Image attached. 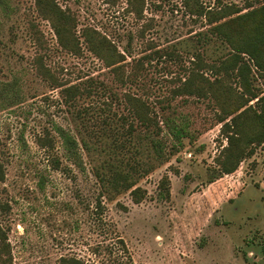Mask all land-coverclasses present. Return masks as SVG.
I'll return each instance as SVG.
<instances>
[{
  "label": "rangeland",
  "instance_id": "1",
  "mask_svg": "<svg viewBox=\"0 0 264 264\" xmlns=\"http://www.w3.org/2000/svg\"><path fill=\"white\" fill-rule=\"evenodd\" d=\"M260 1L202 0L208 10ZM35 2L0 0V224L12 264H264V149L222 175L228 143L217 108L172 96L195 55L209 63L218 54L206 19L190 16L183 0H146L142 19L127 0H56L76 18L81 42L89 26L116 44L126 58L116 72L83 43L79 53L64 49ZM72 86L81 94L69 102L62 91ZM127 94L151 107L154 126L132 117ZM172 120L189 125L182 143L169 133ZM57 128L76 138L83 168ZM128 163L141 203L131 192L103 194L96 176Z\"/></svg>",
  "mask_w": 264,
  "mask_h": 264
},
{
  "label": "trees",
  "instance_id": "2",
  "mask_svg": "<svg viewBox=\"0 0 264 264\" xmlns=\"http://www.w3.org/2000/svg\"><path fill=\"white\" fill-rule=\"evenodd\" d=\"M35 3L40 15L51 22L64 49L79 53L83 43L108 68L116 72L121 70L126 61L125 55L107 35L86 26L81 31V42L76 32V18L62 9L56 0H36ZM182 3L190 16L206 19L209 50L215 47L218 54L209 53V63L204 61L201 54L195 55V66L186 72L185 80H179L172 96L209 99L217 108V122L222 125L221 134L228 143L218 162L222 167L221 174L230 175L238 170L241 162L255 154V146L264 149V0L260 1L258 7L249 5L243 9L230 6L208 10L202 0H183ZM127 5L130 13L138 19L143 18L146 0H127ZM205 70L209 72V77ZM43 73L48 75L47 70ZM63 86L60 83L58 85L59 88ZM62 92L69 102L75 101L81 94L78 86L67 87ZM125 102L132 117L142 126H154L151 107L141 97L127 94ZM167 127L178 143L190 135L188 124L172 120L167 122ZM57 132L70 160L83 168L76 138L62 128H57ZM44 142L53 145L48 136ZM83 144L89 149L86 141ZM153 144L158 155L162 156L160 142L153 140ZM99 169H110L96 171V176L103 184V194L131 192L136 203L142 202L146 193L136 188L138 181L124 170L136 169V166L128 163L126 167ZM5 175L4 165L0 161V180H4ZM7 235L0 224V264H12L13 260ZM120 243L127 251L125 242L121 240ZM61 264L87 263L76 257H63Z\"/></svg>",
  "mask_w": 264,
  "mask_h": 264
}]
</instances>
